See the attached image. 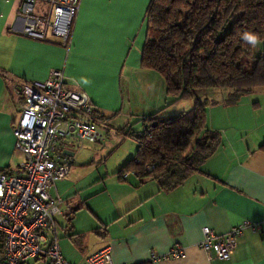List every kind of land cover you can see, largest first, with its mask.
<instances>
[{"label": "crops", "instance_id": "0c3cea01", "mask_svg": "<svg viewBox=\"0 0 264 264\" xmlns=\"http://www.w3.org/2000/svg\"><path fill=\"white\" fill-rule=\"evenodd\" d=\"M149 1L80 0L70 46L65 48L55 39L24 36L23 0H0V170H17L24 157L13 135L22 106L14 86L42 82L51 68L62 69L66 83L88 95L102 118L100 135L110 123L122 128L135 124L134 129L143 131V124L136 122L147 115L164 119L192 107L190 99L169 103L163 77L140 67ZM227 94L217 89L197 92L200 100L215 102L206 107L207 124L221 133L222 143L171 191L161 190L152 179L139 183L132 174L126 181L117 177L136 147L108 172L106 161L92 155L77 163L74 150L79 141L74 136L65 140L64 150L73 154L65 178L73 183L59 182L56 193L51 189L50 194L61 199L56 224L70 241L68 251L60 249L70 264H86L91 254L105 248L114 264H142L151 253L166 255L176 244L184 255L156 264H264V151L259 149L264 142V91L248 96L243 106L242 96L234 105L222 104ZM168 108L175 111L168 113ZM92 166L95 176L87 181L91 174L79 169ZM244 222L260 227L246 226L228 259L208 258L199 247L204 227L224 235ZM42 259L49 264L43 255L31 260Z\"/></svg>", "mask_w": 264, "mask_h": 264}, {"label": "trees", "instance_id": "16d2710c", "mask_svg": "<svg viewBox=\"0 0 264 264\" xmlns=\"http://www.w3.org/2000/svg\"><path fill=\"white\" fill-rule=\"evenodd\" d=\"M144 17L140 67L163 77L169 103H193L162 122L156 113L143 117L136 122L143 124V131L134 129L135 124L122 128L136 142V150L117 177L126 181L122 175L134 172L137 179L148 177L161 190L171 191L222 143L221 133L207 124L206 107L215 102L200 100L197 92L227 90L222 104L234 105L254 89L264 91V0H150ZM244 32L259 36L256 53L242 39ZM259 149L264 151V142Z\"/></svg>", "mask_w": 264, "mask_h": 264}, {"label": "built area", "instance_id": "2783aa9c", "mask_svg": "<svg viewBox=\"0 0 264 264\" xmlns=\"http://www.w3.org/2000/svg\"><path fill=\"white\" fill-rule=\"evenodd\" d=\"M36 2L43 8L36 10ZM79 6L80 0H23L21 14L26 22L21 33L40 41L55 39L68 48ZM13 92L22 98L13 135L15 148L24 157L17 170H0V264H25L40 255L49 264H70L57 242L61 199L50 190L70 172L72 161L64 153L65 140L69 136L99 140L100 121L88 95L69 86L62 69L51 68L42 82L16 84ZM130 174L136 176L126 172L122 178L126 180ZM138 181L145 183L148 177ZM246 226L252 230L260 227L244 222L224 235L204 227L199 247L208 258L226 260ZM183 255L184 248L176 244L166 255L151 253L148 262L156 264L160 259ZM86 264L114 262L105 248L91 254Z\"/></svg>", "mask_w": 264, "mask_h": 264}, {"label": "rangeland", "instance_id": "374dc122", "mask_svg": "<svg viewBox=\"0 0 264 264\" xmlns=\"http://www.w3.org/2000/svg\"><path fill=\"white\" fill-rule=\"evenodd\" d=\"M41 7L43 8V5H39L38 2L35 3V9H41ZM259 47H261V42L260 44L254 48V52L256 53L259 49ZM258 90H261L259 88L254 89L252 92L253 94L251 95L252 97L255 96L256 92H258ZM221 91H223L221 89ZM227 91V90H225ZM249 95H243L240 100H241V106H243L244 102L249 100ZM188 99H182L181 101H187ZM239 100V101H240ZM238 101V102H239ZM168 113L169 112H174L175 109L174 108H168ZM117 122V120L115 121ZM122 129L121 126H118L117 123H110V127L109 129L106 131L104 129H102V139L99 142H95V143H90L86 140H78V148H75V156H76V161L77 163L79 162H84L87 161L88 159L91 158V155L95 157V160H98V162H100V160L102 161H106V165L108 168V172H112L113 170H115L116 168H118L121 165V160L125 157V155H127L128 153L130 155L133 154V150L134 147H136V144L133 142V140L129 137H126L125 139L122 138V136L120 135L119 131ZM76 145V143H75ZM72 163V162H71ZM14 165V164H12ZM72 166V165H71ZM101 169L105 168L104 163L100 165ZM71 169V167H70ZM79 170H81L82 173L85 174H91L90 177L87 179V181H89L90 179H92L95 174L93 173V166L92 167H82ZM83 175V174H82ZM68 176V175H67ZM88 176V175H86ZM75 178V176H74ZM69 177L65 178L63 181L59 180L56 182V185L59 182H62L63 185L65 186H69L70 183H73L72 179L69 182ZM56 185L52 188L53 193L55 192ZM54 197H58L57 194H54ZM63 206V205H62ZM57 242L59 244L60 249L63 248L65 251H68V244H70V241L67 239V237L65 238L64 234L62 233L61 227L57 226ZM71 246L72 250H75V247H72L73 245H69ZM77 252L78 250H81L80 248L77 247ZM29 264H45L44 260H39L38 262H35L33 260L30 259Z\"/></svg>", "mask_w": 264, "mask_h": 264}, {"label": "clouds", "instance_id": "9594fccd", "mask_svg": "<svg viewBox=\"0 0 264 264\" xmlns=\"http://www.w3.org/2000/svg\"><path fill=\"white\" fill-rule=\"evenodd\" d=\"M242 39L253 48L257 47L260 44V38L257 34L252 32H244L242 34Z\"/></svg>", "mask_w": 264, "mask_h": 264}, {"label": "water", "instance_id": "95a60500", "mask_svg": "<svg viewBox=\"0 0 264 264\" xmlns=\"http://www.w3.org/2000/svg\"><path fill=\"white\" fill-rule=\"evenodd\" d=\"M159 121L162 122L163 120L161 119V120H159ZM157 123H158V122H154V123L152 124V126L157 125ZM64 153L67 154V155H69V156H72V155H73L72 152L70 153V152H68L67 150H64Z\"/></svg>", "mask_w": 264, "mask_h": 264}]
</instances>
